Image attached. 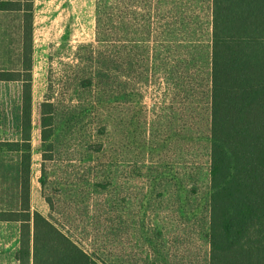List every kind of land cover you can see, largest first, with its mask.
<instances>
[{"label": "rangeland", "instance_id": "obj_1", "mask_svg": "<svg viewBox=\"0 0 264 264\" xmlns=\"http://www.w3.org/2000/svg\"><path fill=\"white\" fill-rule=\"evenodd\" d=\"M188 1L195 7L180 35L166 14L147 46L130 49L122 37L112 86L90 91L73 65L96 43V0H33L31 217H51L101 264H209L210 0ZM21 31V12L0 11V70L20 68ZM47 92L56 105L53 207L40 182ZM21 96L20 81L0 80V141L20 137ZM108 171L112 179L91 184ZM19 182V154L0 148V208L19 207ZM19 226L0 221V264H19Z\"/></svg>", "mask_w": 264, "mask_h": 264}, {"label": "trees", "instance_id": "obj_2", "mask_svg": "<svg viewBox=\"0 0 264 264\" xmlns=\"http://www.w3.org/2000/svg\"><path fill=\"white\" fill-rule=\"evenodd\" d=\"M162 2L96 0V43L76 52L78 62L73 65L83 70V87L101 91L112 86L123 61L122 37L130 49L147 46L166 14L181 25L175 33L183 32L194 4L172 0L168 11ZM33 5V0H0V11L22 16L21 66L0 70V80L22 83L20 137L0 141V148L19 154L20 203L18 208H0V221L20 222L19 264H101L51 217L37 211L31 217ZM209 18V264H264V0H210ZM124 60L130 68L131 54ZM146 63L148 56L138 54L136 68H145ZM53 96L47 92L40 104V182L51 207L54 201L46 191L49 164L56 155ZM107 130L102 124L97 131ZM90 141L96 151L104 148L103 141ZM107 163L112 167L111 161ZM106 175L109 178L101 176L91 184L98 186L113 177L110 171Z\"/></svg>", "mask_w": 264, "mask_h": 264}, {"label": "crops", "instance_id": "obj_3", "mask_svg": "<svg viewBox=\"0 0 264 264\" xmlns=\"http://www.w3.org/2000/svg\"><path fill=\"white\" fill-rule=\"evenodd\" d=\"M1 222L15 223V222H19V221H1ZM19 224H20V222H19ZM19 230H20V226H19Z\"/></svg>", "mask_w": 264, "mask_h": 264}]
</instances>
